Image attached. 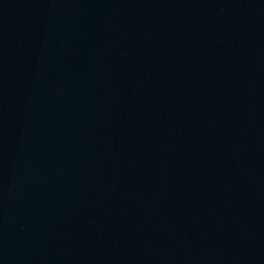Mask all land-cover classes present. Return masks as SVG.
Masks as SVG:
<instances>
[{
	"label": "water",
	"instance_id": "obj_1",
	"mask_svg": "<svg viewBox=\"0 0 264 264\" xmlns=\"http://www.w3.org/2000/svg\"><path fill=\"white\" fill-rule=\"evenodd\" d=\"M0 264H264V0H0Z\"/></svg>",
	"mask_w": 264,
	"mask_h": 264
}]
</instances>
